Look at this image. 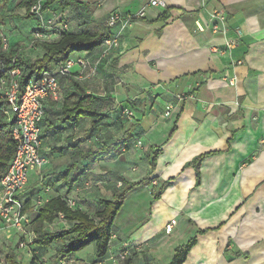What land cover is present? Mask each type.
Wrapping results in <instances>:
<instances>
[{
  "label": "crops",
  "instance_id": "0c3cea01",
  "mask_svg": "<svg viewBox=\"0 0 264 264\" xmlns=\"http://www.w3.org/2000/svg\"><path fill=\"white\" fill-rule=\"evenodd\" d=\"M79 1L74 9L55 2L45 16H60L69 32L85 25L102 29L113 10L137 19L120 32L118 46L93 77L78 79L74 66L71 74L58 78L57 97L45 99L39 153L47 163L31 169L33 178L18 195L26 211L33 219L36 198L61 196L97 220L100 199L112 198L113 175L129 183L153 179L126 194L104 258L95 257L91 243L68 260L167 264L174 248L195 236L182 264H264V0H163L156 6L150 0ZM36 25L24 0H6L0 8L1 36L18 43L22 53L28 46L38 48L41 56L36 43H30ZM108 29L112 34L119 25ZM71 56L93 61L96 53ZM75 81L87 93L110 99L103 112L110 124L91 131L88 119L62 120ZM167 104L172 108L165 115ZM126 105L142 131L141 146L112 153L90 164L83 175L79 159L71 173L76 181L67 190V178L61 175L77 151L112 143L131 129L135 120L118 113ZM155 148L159 153L150 168ZM210 151L215 152L198 165L196 184L189 162ZM164 181L170 183L154 199ZM172 219L175 225L165 233ZM71 224L59 216L43 227L54 232Z\"/></svg>",
  "mask_w": 264,
  "mask_h": 264
},
{
  "label": "trees",
  "instance_id": "16d2710c",
  "mask_svg": "<svg viewBox=\"0 0 264 264\" xmlns=\"http://www.w3.org/2000/svg\"><path fill=\"white\" fill-rule=\"evenodd\" d=\"M33 1L35 0H24V3L27 4L28 12L29 5ZM5 2L6 0H0V8L5 6ZM55 2L59 3V5L63 8L70 7L72 9L76 8L80 3L79 0H43V7L47 8ZM162 17L166 18L167 16L164 14ZM136 19L137 16H133L131 18V20ZM110 35L111 33L107 26L102 27V29L95 30L79 29L76 32H69L65 30L62 31L54 41L36 43V45L41 49L42 55L32 59L24 56L18 43L10 44L7 40L6 49H2V36L0 34V67L6 71L14 67L18 68L20 74L17 78V83L20 90H23L24 86L33 76L43 70L50 69L53 66L64 62L73 53L82 51L87 53H97L101 42ZM1 73L2 72H0V74ZM72 85L74 92H70L65 98L68 101L63 106L62 120L75 122V120H78L80 117H82V121L88 119L91 131H95L98 126L110 124L108 122V117L105 113H103L107 107H110V99L98 97L92 95V93H87L86 87L83 83L81 84L78 81L73 82ZM72 96H74V98L71 100ZM123 107L126 108L129 106L126 105ZM7 108V101L5 98L0 96V177L5 172L15 150V140L12 136L14 120L7 113H5ZM124 108L119 109V117L123 116L122 109ZM41 122L39 123V126H41ZM136 124L137 120H135L134 124L130 126L131 129L126 130L121 137L112 143H100L97 149L88 148L86 150L82 149V151H77L76 155L72 159V162L68 163L65 171L61 175L65 179L67 178V180H65L67 190H70L76 181V179L72 177L71 173H73L74 170H77V162L79 159H82L83 175L85 174V169L90 164L102 161L112 153H120V151L134 147L135 142L140 140L139 137L142 132L139 128H135ZM44 135L46 136V134ZM212 152L215 151L197 155L189 162V165H192L195 168L196 184H198L200 180L198 165L204 157ZM158 153L159 149H153L149 163L150 168L154 167ZM152 180L153 179L144 178L137 183H129L124 177L113 175L114 191L112 198L100 199L99 203L101 208L95 214L96 217H98L97 220L87 215L80 208H72L68 206L64 197L55 196L45 200L37 207L35 211L36 214L32 219V229L34 233L32 243L30 244L32 251L35 253L36 248L46 249L51 244L58 242L60 243V247L57 252L62 257H68L82 250L89 244L94 243L95 257L97 259L104 258L108 250L114 218L124 203L126 194L136 185L147 184L148 182H152ZM118 182H120L121 186L119 185L120 187L117 188L115 185H117ZM169 183V181L162 182L157 191L154 193L153 198H158L160 193L167 187V185H169ZM60 215L62 216V219L72 222L68 229L54 232L44 229V223H52ZM204 232V230L198 231L199 234ZM195 243L196 237L193 236L185 243L177 245L174 248L171 259L167 264H182L186 259V255ZM5 256L8 264H19L18 261L15 260L14 254L11 251L6 252ZM37 258V254L33 255L29 264H36ZM96 263L97 261H92L83 264Z\"/></svg>",
  "mask_w": 264,
  "mask_h": 264
},
{
  "label": "built area",
  "instance_id": "2783aa9c",
  "mask_svg": "<svg viewBox=\"0 0 264 264\" xmlns=\"http://www.w3.org/2000/svg\"><path fill=\"white\" fill-rule=\"evenodd\" d=\"M149 5H164L163 0H150ZM47 8L43 7V0H35L29 5V13L35 19L36 28L30 33V43L54 41L62 31L67 30V23L60 16L50 14L45 16ZM143 12L137 13L140 16ZM219 15V14H218ZM132 15L123 16L118 10H113L108 15L105 25L119 29L105 38L99 45L96 57L90 60L86 56H69L64 62L43 70L33 76L30 81L20 90L17 78L20 74L18 68L8 71L0 67V96L5 98L8 108L5 110L14 120L12 136L15 140V150L5 172L0 177V230L5 237L11 232L21 236H28L31 226V216L26 211L24 204L18 199L19 193L24 189L28 180V172L31 169H40L47 163L46 159L39 153L42 135L39 123L44 114V101L47 98H56L58 92V78L72 73L74 66L78 67L76 77L86 79L96 74L99 63L108 57L110 52L119 44L120 32L129 26ZM223 20V17L219 15ZM215 31V30H214ZM228 45V43H227ZM7 40L2 37V49H6ZM232 81V79H230ZM230 82V81H229ZM171 104L165 107V115L169 114ZM122 115L128 120L134 118L132 109H122ZM141 141L137 140L134 147H140ZM120 185V182L117 183ZM45 200L36 198L32 204V210L36 211ZM68 206L72 207L73 202L66 199ZM60 218L62 216L60 215ZM175 225L172 219L165 225V233H169ZM114 237L111 233L110 239ZM1 238V237H0ZM26 238V237H25ZM32 240L17 241V248L25 249L26 252L34 253L30 247ZM125 245L127 251L129 246Z\"/></svg>",
  "mask_w": 264,
  "mask_h": 264
},
{
  "label": "rangeland",
  "instance_id": "374dc122",
  "mask_svg": "<svg viewBox=\"0 0 264 264\" xmlns=\"http://www.w3.org/2000/svg\"><path fill=\"white\" fill-rule=\"evenodd\" d=\"M84 26V24H83ZM97 25H85L84 27H82L83 29H94ZM27 49L23 51L24 56L29 57L34 59L35 57H37L40 53V50L37 48H30L29 46L26 47ZM135 120V118H133ZM128 120V119H127ZM132 121V120H129ZM38 170V169H37ZM34 171H29L28 172V180H27V184L29 183V180L33 178V173ZM27 188V186L24 187V190ZM141 198V197H140ZM143 200V198H141ZM139 205L143 206L144 203H140ZM145 210L147 209V205L144 207ZM145 210H143V212L145 213ZM147 212V210H146ZM33 217V216H32ZM32 224V222H31ZM52 229H60V228H52ZM29 234L28 236H21L20 234L18 235V233L16 234L15 232H11L9 237H5L4 233L0 230V264H8L6 263V252H12L14 254L15 260L18 261L19 264H29V261L31 259V257L35 254L38 255V258L36 259V264H83L82 263V258H78V259H72V260H68V257H62L60 256V254L57 252L58 248H59V243H55L52 244L51 246H49L48 250H44L43 253H32L31 252H26V250L21 249V248H17V241L19 240H24L27 243V240L29 241L33 239V229H32V225L29 227ZM26 237V238H25ZM91 249V247L87 248L86 250ZM84 250L80 251L79 253L83 252ZM78 253V254H79ZM88 253V252H86ZM142 257V255H141ZM143 259V257L141 258ZM130 260V259H129ZM115 264H130L129 262L126 261L125 258L122 259L121 262H117Z\"/></svg>",
  "mask_w": 264,
  "mask_h": 264
}]
</instances>
